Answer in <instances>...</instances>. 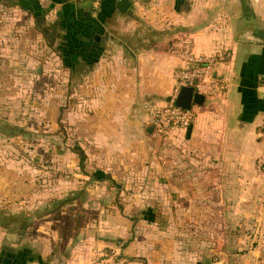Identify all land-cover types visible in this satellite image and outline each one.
<instances>
[{
	"label": "crops",
	"instance_id": "0c3cea01",
	"mask_svg": "<svg viewBox=\"0 0 264 264\" xmlns=\"http://www.w3.org/2000/svg\"><path fill=\"white\" fill-rule=\"evenodd\" d=\"M246 1L140 0L122 13L119 0L97 12L91 0H20L35 15L17 12L45 40L38 63L65 68V120L93 156L54 195L0 169V216L17 219L0 225V264H91L95 249L134 264H237L244 251L209 234L229 227L213 219L231 218L233 185L264 169V22ZM183 34L198 54L228 55L218 67L227 92L163 143L149 108L170 101L180 63L169 48ZM63 195L69 209L52 213Z\"/></svg>",
	"mask_w": 264,
	"mask_h": 264
},
{
	"label": "rangeland",
	"instance_id": "374dc122",
	"mask_svg": "<svg viewBox=\"0 0 264 264\" xmlns=\"http://www.w3.org/2000/svg\"><path fill=\"white\" fill-rule=\"evenodd\" d=\"M246 2L252 8L253 17L264 22V0ZM6 9L0 3V130L4 134L0 135V169L5 167L11 177L34 180L40 193L54 195L55 189L57 193L64 190L60 183L65 179L81 176L80 154L86 156L84 163L93 153L86 141L77 137L69 122L66 123L65 110L69 109L66 99L71 91L64 66L59 60L51 61L52 66L40 60L38 63L35 52L38 48L46 50L45 40L34 36L28 15L14 8L9 12ZM7 115L16 130L7 128ZM59 120L63 123H57ZM20 129L29 130L31 135L20 136ZM54 131H58L57 134L45 135ZM176 138L179 135L169 139ZM260 171L257 176L250 173L243 178L245 184L233 185L232 200L227 203L232 209L231 218L213 219L220 223L229 221V227L211 234L208 228L204 233V236L212 235L217 245L227 239L234 250L244 251L236 257L237 264H264V169ZM64 198L63 195L49 203L52 213V208L61 210L66 206L69 209L70 202ZM66 202L69 204L65 205ZM19 219L28 227L32 224L30 217ZM4 221L1 219L0 223L3 225Z\"/></svg>",
	"mask_w": 264,
	"mask_h": 264
},
{
	"label": "built area",
	"instance_id": "2783aa9c",
	"mask_svg": "<svg viewBox=\"0 0 264 264\" xmlns=\"http://www.w3.org/2000/svg\"><path fill=\"white\" fill-rule=\"evenodd\" d=\"M138 2L140 0H130ZM102 0H91L97 12ZM169 52L182 65L174 71V88L170 101L164 105L150 106L151 125L154 134L164 140L171 130H186L197 119L198 107L184 110L176 106V98L182 88L189 87L195 93L205 96L206 100L221 98L227 92V84L218 74L219 65L226 60V53L213 55L198 54L193 39L186 34L180 35L170 46ZM91 264H134L115 249L95 250Z\"/></svg>",
	"mask_w": 264,
	"mask_h": 264
},
{
	"label": "water",
	"instance_id": "95a60500",
	"mask_svg": "<svg viewBox=\"0 0 264 264\" xmlns=\"http://www.w3.org/2000/svg\"><path fill=\"white\" fill-rule=\"evenodd\" d=\"M130 7L129 0H119L118 8L120 12L125 13ZM206 101L205 96L195 93L192 88H182L176 98L175 104L177 107L184 110H191L194 106H204ZM162 141V138H159Z\"/></svg>",
	"mask_w": 264,
	"mask_h": 264
},
{
	"label": "trees",
	"instance_id": "16d2710c",
	"mask_svg": "<svg viewBox=\"0 0 264 264\" xmlns=\"http://www.w3.org/2000/svg\"><path fill=\"white\" fill-rule=\"evenodd\" d=\"M5 0H0V3H2V2H4ZM136 3H139V1L138 2H136ZM9 5H10V7H13L14 9H21L22 11H28V12H30V13H32L33 15H35V12H32L33 10H31L30 9V7L28 6V8H24V6L21 4V2H20V0H9ZM37 18V17H36ZM180 63V62H179ZM182 65L180 64L179 65V67H181ZM178 67V68H179ZM70 99H68V102H67V107L69 106V105H71V103H70ZM59 123H63V122H61V120L59 121ZM63 125V124H62ZM7 128H9V129H13V130H16V128L15 127H13V126H9V125H7ZM64 129H65V123H64ZM191 129V127L190 128H188V129H186V130H177V129H174V130H171L166 136H164V140L162 141L163 143H168L170 140H172V139H169L172 135L173 136H176V135H178V134H180L181 132H187V131H189ZM20 136H25V135H27V134H29L28 132H26V131H24V130H20L19 131V133H18ZM29 135H31V134H29ZM80 158H81V162H83V160L85 159V157L83 156V155H81L80 154ZM10 218V217H9ZM2 218H1V216H0V220H1ZM9 222L10 223H16L17 222V219L16 218H10V220H9ZM0 225H2L1 223H0ZM127 259V258H126Z\"/></svg>",
	"mask_w": 264,
	"mask_h": 264
}]
</instances>
